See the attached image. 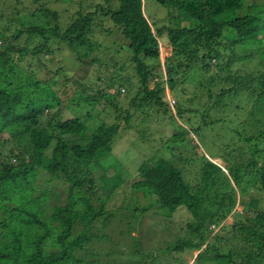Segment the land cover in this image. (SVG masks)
Returning a JSON list of instances; mask_svg holds the SVG:
<instances>
[{"label": "trees", "instance_id": "obj_1", "mask_svg": "<svg viewBox=\"0 0 264 264\" xmlns=\"http://www.w3.org/2000/svg\"><path fill=\"white\" fill-rule=\"evenodd\" d=\"M143 1L118 0L116 5L113 0L97 1L85 12L76 10L65 26L58 21V11L47 8L40 0L32 2H38L37 13L46 14L51 24H31L34 10L29 17L31 7L24 6L23 0H11V8H16L14 17L0 12V21H4L0 27V137L8 132L7 138L0 139V147L8 142L12 145L7 157L0 160V264H107L99 261V255L88 257L86 246L92 240L107 238L95 226L99 218L104 224L111 214L104 208L102 193L113 192L124 181L112 153L121 126L116 121H102L88 131L79 115L64 118L60 105L65 92L58 95L59 91L53 90L56 79L43 76L40 66L51 69L40 60L36 71L17 63L21 57L50 53V43L64 46L76 61L88 65L97 62L95 55L101 43L92 40V35L97 28L113 33L111 28L103 29L104 18L109 19L124 42L115 49L116 54L125 53L129 64H114L119 82H109L113 88L117 83L111 93L73 92L70 99L83 100L88 107L103 99L117 110L120 106L115 100L125 87L132 112L116 116L115 120L122 118L124 127L129 129L135 114L146 121L152 112L158 122L167 115L173 133L164 148L175 151L177 162L186 160L178 149L199 147L187 139L189 133L202 138L217 123L228 122L223 133L231 139L236 135L245 144L226 145L221 157L224 164L195 152L198 169L194 179L186 178L183 168L174 157L170 158L173 154L167 152L155 151L141 162L137 169L140 179L132 187L148 197L154 196L163 217H169L179 207H184L189 217L151 264H157L156 257L160 264H187L185 256L195 251L192 264L263 261L264 208H258V200L250 199L244 215L235 214L241 220L232 222L231 231L223 224L213 234L211 226L221 222L248 187H255L264 195V127L255 129L259 122L264 125V109L257 108L259 118L255 119L256 114L246 107V124L237 116L238 106H234L226 119L228 101L244 92L251 97L253 106L259 102L264 108V0H155L165 9V23L160 25L150 22ZM226 28L233 32V39L223 38ZM34 36L42 41L29 49L25 43ZM162 36L171 51L161 62ZM254 57L263 67L257 77L250 78L247 71L231 68ZM127 66L133 74L121 81L120 74ZM59 73L65 79L61 86L73 80L62 67L54 70V75ZM189 79L193 88L199 87V98H205L201 110L190 108L195 104L196 90L193 97L183 99ZM77 82L74 80L73 86H79ZM165 88L175 94L180 88L172 105L173 113L160 96ZM78 109L79 106L74 111L79 112ZM230 121L235 125H229ZM137 133L140 142L153 135L140 128ZM229 146L232 148L226 152ZM254 155H263L260 166ZM10 159H18V163ZM109 167L114 168L112 175L108 174ZM41 173L42 182L37 184L35 180ZM54 179L67 183L64 203L56 202L59 195L51 184ZM126 208L132 224L135 210H144L136 204ZM132 224L127 225L128 230ZM226 244L229 248L225 249Z\"/></svg>", "mask_w": 264, "mask_h": 264}, {"label": "rangeland", "instance_id": "obj_2", "mask_svg": "<svg viewBox=\"0 0 264 264\" xmlns=\"http://www.w3.org/2000/svg\"><path fill=\"white\" fill-rule=\"evenodd\" d=\"M44 3L45 6L49 9L57 10L59 13L58 21L62 26H65L67 22H69L70 18L73 16L76 10H80L85 12L89 5H93L97 1L102 2V0H40ZM40 2V3H41ZM23 5H29L31 7L29 12L30 13L34 10V18L31 24L34 23H50L51 19L46 14H39L37 13V3H33L32 0H23ZM118 0H113V4L116 5ZM11 0L3 1L0 0V12L5 13L4 15H12L15 16L16 8H11ZM143 8L145 14L150 19V22H156L159 25L165 23V9L159 5L155 0H144L143 1ZM26 11V10H24ZM35 19L38 21L35 22ZM4 21H0V27L2 26ZM103 29L111 28L112 34H107L102 30L96 29V32L92 35V40L98 41L101 43L96 51L95 57L97 58V62L92 64H84L81 61H76L75 55L65 49L64 46L59 45L57 43L53 44L50 43V53H43L38 57L26 56L21 57L17 63L21 65L22 68L26 70H38L40 60L43 64L51 70H46L44 67L40 66V71L43 76H46L47 79H56L57 84L53 85V90L60 92H65V96L63 97V102L60 105V110L62 112V116L71 117L73 115H79L81 120L85 122L88 131H92L100 122H118L121 126L118 134L115 136L113 141V148L112 153L118 160V172L123 177L124 181L122 184L115 188V190L111 193L108 191H103L102 196L104 198V208L106 211H111V214L108 218V221L104 224L100 221L95 222V226L99 227V234H106L107 238H100L96 240H92L86 246V252L88 257L91 258L94 256L99 255V261L103 263L115 262L114 264H151V260L155 259V256H160L158 251L165 247L166 241L172 239L174 233L179 231L178 229L181 226H184L187 223V219L189 218L187 215V210L184 207H179L172 213L169 217H163V210L159 207V204L154 202V196L148 197L145 192L142 190L134 189L133 183L139 180V176L137 173L138 167L141 165V162L149 157H151L155 151H160L162 153H169L173 154L171 159L175 160V151H168L164 148L169 138L172 136L173 129L168 125V118L167 115L165 116V120L158 122L156 117L153 116L152 112H150V116L146 121H143L140 116L135 114V123H133L134 119L131 121V127L128 129L124 127V122L121 119H116V116L123 117L126 112H132V108L129 106V103L126 99V95L128 94V90L124 87V93L120 90V94L118 95V99L115 102L120 106V109H111L109 104L105 102V100L101 99L98 103H95L93 106L86 105L83 100L74 101L70 99L69 96L73 92H82L84 91L87 94H95L98 90H103L107 93H111L112 91L117 89L116 86L110 87L109 82L115 81L117 77L118 70L115 69L114 64L119 63H127V58L125 53H121L119 55L116 54L115 49L118 48L121 44L124 45V42L120 40L119 34L113 28V25L109 21L108 18H104L101 22ZM13 27V25H12ZM223 38L224 39H233V32L226 28L223 30ZM159 45H160V61L162 62L166 56L170 54V46L167 44L165 36L159 38ZM42 38L39 36L30 37L29 40L25 43L27 48H32L37 46L41 43ZM1 43V42H0ZM21 43V40L19 41ZM23 44V43H22ZM60 46V47H59ZM53 49V52H52ZM116 63V64H117ZM213 63V61L211 62ZM245 64V65H244ZM244 64H233L232 69H240L247 71L250 78L257 77L260 70L263 68L261 67V62L258 60L257 57H254L252 60L244 63ZM42 67V68H41ZM62 67L65 70L68 76H71L73 80L67 82L65 86H61L62 81H64V76L60 73L54 75V70L56 68ZM133 72L130 66H127L120 74L121 81L125 80L126 77L132 76ZM200 80L203 81V76L198 77ZM80 82V85L76 84L73 86V81ZM120 81V82H121ZM119 82V81H118ZM136 84V83H135ZM137 86V85H136ZM153 86V83H150V87ZM180 86V85H179ZM134 88V87H133ZM132 88V89H133ZM198 90L199 87L197 88ZM193 88L190 79L187 81L186 84V91L183 93V99H189L194 96V91L198 93L194 96L195 104H191L190 108H199L200 110L203 108V103L205 98H199L200 94L199 91ZM178 93L180 92V88L176 90ZM178 93L170 92L167 88L164 89V93L160 94L162 96L164 102L168 104L172 113V105L173 102L176 100L175 95ZM128 96V95H127ZM131 94L129 93V98ZM251 97H247L246 92L242 94V96L235 98L232 97L228 102L230 103V108L226 111V119L228 116H231L233 113V107L238 106L237 116L241 119V121L247 119L244 117H248V113L244 111L246 107H250V110L253 111L255 115V119H257L258 111L257 108L263 110V106H260L259 102H257L256 106L252 105ZM119 100V101H118ZM251 101V103L249 102ZM79 106V112H75L74 109ZM77 106V107H76ZM114 107V106H113ZM152 114V115H151ZM238 118V119H239ZM239 119V120H240ZM249 119L252 117L249 116ZM223 123H217L212 127L211 131L207 133V136L202 138H198L196 135L189 133L188 140L192 145H198L197 148H192L189 150L178 149L179 152L183 153V157L186 160L176 162L178 166L182 167L184 170V175L186 178L194 179V175L198 169L197 164V155L195 152L200 154H206L211 160L216 161L217 163L224 164V160L221 159L223 151L225 150L226 145L228 144H235L234 147L242 146L245 147L243 142H240L237 139V136L234 135L231 137L225 135L223 132L226 131L228 122L224 125ZM234 126L235 123L233 121L229 122V125ZM250 124V120L248 122ZM222 126V127H221ZM188 127V126H187ZM264 125L262 123H258L255 127L256 130H260L263 128ZM139 128L146 129L148 133H153L151 138L145 142H140L138 139L137 130ZM221 129V130H220ZM8 132L4 131L0 139H5L8 137ZM264 144V142H263ZM12 147V145L8 143H4L0 147V160H4L7 157V150ZM263 147V146H262ZM231 146L226 149V152L231 150ZM1 154H3L1 156ZM168 155V154H167ZM177 155V154H176ZM171 156V155H170ZM263 155H254V159L256 160V165L260 166L261 158ZM4 159H3V158ZM191 157L194 159L192 160ZM236 157V156H235ZM236 157L234 160H237ZM248 159V158H245ZM10 162L18 163V159H10ZM195 165V166H194ZM97 174L100 173L99 169H97ZM114 173V168L109 167L108 174L112 175ZM43 174L39 175V178L36 181L37 184H41ZM54 184V189L59 195L58 203L65 202L66 196V186L67 183H62L60 180L54 179L52 183ZM97 193H99L98 189L96 188ZM108 194H110L108 196ZM241 196L236 199L235 205L228 212V214L218 222L216 226L212 225V233L217 231L220 227H223V224L228 225V231H231L230 225L232 222L239 221L241 219L236 218L235 214H242L244 215L250 199H256L259 202V209L264 208V195L263 193L255 188V187H248L244 193L240 194ZM54 200H51V203ZM96 203V202H95ZM136 204L137 208L140 210L144 208L142 212L136 211V216L133 218L134 222L131 223L127 216L129 210L126 208L129 205ZM235 210V211H234ZM138 212V213H137ZM131 225V230L127 229V225ZM79 224L76 225V229H79ZM210 228V229H211ZM220 228V229H221ZM214 234V233H213ZM229 248V245H225V249ZM234 251V250H233ZM197 254V251L193 253V255H186L185 262L187 264H192L194 262V256ZM235 254V253H234ZM88 258V259H91ZM210 259H212V255H210ZM100 262V263H101ZM157 264H160L159 259L156 257ZM251 264H264V259L261 263L252 262Z\"/></svg>", "mask_w": 264, "mask_h": 264}]
</instances>
